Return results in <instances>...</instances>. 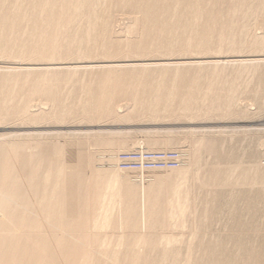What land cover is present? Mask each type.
Here are the masks:
<instances>
[{"label":"rangeland","instance_id":"obj_1","mask_svg":"<svg viewBox=\"0 0 264 264\" xmlns=\"http://www.w3.org/2000/svg\"><path fill=\"white\" fill-rule=\"evenodd\" d=\"M18 3L21 12L5 22L21 34L16 43L0 45V264H264V186L246 182V175L236 183L238 173L228 185L224 178L212 184L197 176L264 166V111L258 107L264 72L252 80L235 73L229 82L224 72L214 87L205 82L219 74L208 63L233 70L242 60L264 64V0ZM177 4L175 16L160 19L158 13L173 14ZM136 16L141 28L127 35L124 27ZM220 44L224 53L217 51ZM107 60L125 67L110 69L101 64ZM167 62L183 70L141 77L142 65ZM226 107L232 115L220 117ZM204 130L216 132L195 155ZM166 148L188 151L189 166L152 172L146 180L187 171L188 177L160 184L168 192L157 197L158 222L141 230L131 220L120 229L117 203L132 195L124 198L115 175L104 170L112 165L124 181L139 180V173L116 167L119 153ZM104 196L110 200L105 208ZM215 250L228 257L211 259Z\"/></svg>","mask_w":264,"mask_h":264},{"label":"bare ground","instance_id":"obj_2","mask_svg":"<svg viewBox=\"0 0 264 264\" xmlns=\"http://www.w3.org/2000/svg\"><path fill=\"white\" fill-rule=\"evenodd\" d=\"M47 1H49V0H47ZM176 2L179 3L180 0H176ZM178 5L179 4H177L174 7L175 12L173 14H170L169 12H163V13H158L157 12L160 15V19L162 17L166 16V15L175 16L177 14L178 10H179L178 9V7H179ZM21 10H22V5L18 3V0H16L15 3H12V0H0V36L3 37L0 40V45H2L3 43H7L10 40H12L15 43L17 42L18 36H19V34H21V32H19L20 29L19 28L17 29L15 24L12 27H8L12 23L7 24L5 21L7 19H9L10 17L14 16V15H12L13 13H15V12H21ZM120 19H123L122 16H119L118 20H120ZM135 20H136L134 22L135 24H133V25H130L128 27H126L124 25L125 26L124 28H125V31H126L125 33H127V35H130V36L132 35L133 36L141 28V25H140L141 18H140V16H136L135 17ZM91 33H92V31L89 32L88 34H91ZM220 45L221 46H219L218 47V50H217L219 53H221V52L224 51V46H222V44H220ZM1 47L2 46H0V56L1 55H4V49L1 48ZM169 49L172 52L174 51V48H168V50ZM10 54H13L14 57H17L18 58V60H24V59H22V57H24L23 54L16 55L13 52H11ZM18 56L21 57V58H19ZM0 58H2V57H0ZM53 59H54V57H53ZM18 60H16L15 62H13L11 60L12 63H10V64H20V63L24 62V61H22V62L19 61L18 62ZM7 62L9 63V61H7ZM106 63H107V65L108 64H111V65H108V66L106 65L110 69L113 68L114 66L115 67H119V68L125 67L124 65L121 64L122 61H119V60L118 61L117 60H107V61H104L101 64H106ZM156 64H157V62H156ZM161 64H159L158 66H152V65H146V64L142 65L141 68H142L143 72H142V76L141 77L143 78L146 75V73L148 74L151 71H156V72L158 71V72H160V74H163L162 72H164L165 74H167L168 72H170L172 70H176V71L183 70V68L180 66V64H172L170 62H167L166 64H162V65ZM239 64L240 65L237 68L238 70H233V69H230L227 66H223L224 64L221 65L220 62H215L213 64H209L208 63V66H206V67H209L211 70H213L215 72H219V74H218V76H216L215 79H212V80H209V78H206L205 77V82H207V83L208 82L209 83L211 82L210 84H212L213 87H214V85L220 80V78L222 77V75H223L224 72H228L226 74V80L228 82L233 80V76H234L235 73L236 74L238 73V75H239L238 77L239 78L243 77L244 75H250L251 74L252 75L251 80H252L257 72H259L261 70H262L261 74L264 72V64H262L261 62H258V61H252V60H247L246 61V60H242V61L239 62ZM131 67L132 68H135L137 66L134 65V66H131ZM43 68H41V69H43ZM28 69H29V67H28ZM44 69H46V68H44ZM58 70H59V68H58ZM67 70H72L74 72V74H77L78 71H79V69H77V68H72V69H69L68 68ZM25 71H26V69H25ZM27 71H29V70H27ZM56 74H57V72H56ZM140 75L141 74H139V76ZM133 77H135V76H133ZM203 81L204 80H202V82ZM138 83H142V81H138ZM138 86H140V85H138ZM244 91H245V89L243 90V88H242L237 93L238 94L237 101L240 100V97H241V95L244 94ZM200 93H202V92H200ZM156 94L157 93H154V95H156ZM218 94H220V92H217L216 91V93L214 94L215 95L214 97L216 98ZM173 95L174 94H171V96H173ZM155 97L157 98L158 96H155ZM215 98H213V100H211L212 103H215V101H214ZM231 100H233V97L232 96L230 97V101ZM207 102L210 103L209 101H207ZM67 105H68L67 102L64 103V107H66ZM258 107L260 108L261 111H264V93H263V99L259 103ZM224 109H225V111H222L220 113L222 115L220 117H229V116L232 115V111H231V109L229 107H226ZM25 112H26V110H25ZM245 113H246V111H244V114ZM0 121H2V120H0ZM235 130H238V129H235ZM215 132L216 131H212V130H204L203 137L196 141V150L195 149L192 150V151H194L195 155L200 152L198 149L205 145L206 136H208V134H210V133H215ZM230 133H232V132H230ZM212 138H214V136ZM260 144L262 146H264V135H262V139L260 140ZM9 145H11V143ZM0 146H1V148H3L2 145H0ZM182 150L183 149H177V151H174V150L172 151V150H168L167 148H166V150H162V151H160V150H157V151H154L153 150L152 151V150H148V149H137V150H131V151H125V152L119 153V155L117 156V164H116V167L119 168L123 172L139 173L140 174L139 175V180L136 179V181L132 177L129 179V181H124V178H123L124 176L122 174H120L121 173L120 171L112 168L113 167L112 165H110V167L106 168L107 170H104V171H107L106 174L108 173V175H111V176L112 175H115V177H116L115 180L117 182V186L119 188V192L124 193V198L125 197H128L129 195H132V197H129V199H126V200L121 199L117 203L118 226H119L120 229H123V227L125 226V224H128L131 220H132V223L134 225H138L141 228V230H146L147 229V225L150 222H152V220H155L156 222H158V220H159L158 215L160 214L161 205H160V203L158 201L159 199L157 197L159 196V194L161 192H164V191L165 192H168V189H165L166 187L163 188V185H160V184H165V183H168L169 181H171V182H178V181L183 182L188 177L187 176L188 175V171L185 172V173L182 172L179 175L178 174L176 175V172H175V174H173V175L170 174V176H169V174H167L166 176H160L159 178H155V175L153 174L152 177H151L152 178L151 180H146V177H148L147 175H149V173H152V172L153 173L154 172L156 173V172L177 171V170H182L183 171V169H185L187 166H189V163H190V153L188 151H184V150L182 151ZM135 151H140L143 154L144 153H152V156H153L154 159H163V162L164 163H167L170 159H172V156L169 155L170 152H177L178 155H179V158H178V161L179 162H178V165L177 166H172V165H169V164L153 165V166H144V165H139V166L122 165V163H124V161H130V160H134V159H140V158L131 156V153L132 152H135ZM157 152L162 153L163 156H159L158 157L156 155ZM125 154H130V156H125ZM112 156H113V153H110L109 154V158H112ZM187 156H188V161L186 160L187 159L186 158ZM192 165H193V163H192ZM16 168H17V166H16ZM12 169H13V166H12ZM235 173H238V176L236 177V180H235L236 183H239L241 181L240 178L243 175L244 176L246 175L245 176L246 179H247L246 182H248V183L250 182V184H257L259 186H264V166L262 164H259V163L252 164V165L248 166L247 168H245L243 171H241V169H240L239 166H236L235 168H228V169L221 168L218 171H214L213 174H211L210 172H208L206 170H204V171H198L197 172V176L199 178H203V179H207V180L208 179H211L213 181V182H211L212 184H216V183L219 182L218 181L219 179L221 180L222 178H224L222 184L223 185H228L229 181L232 179L233 174H235ZM247 175H249V176H247ZM149 176H151V175H149ZM225 179H226V182L224 183ZM19 190H21V189H19ZM179 195H180V198L181 199H184L183 197H185L186 195H188V192L186 191L185 188H182L180 190V192H179ZM31 201H32V199H31ZM109 201H110L109 198L107 196H104L103 201H102V207L105 208L106 207L105 204L108 203ZM132 201H133V206H132ZM175 203H176V201L173 203L174 205L172 204L174 206L173 207L174 209L172 210L173 216L174 215H177V213H175L176 212V210H175L176 209ZM166 205H167V200H166L165 206ZM130 210H132L135 213V218L134 219L131 217L132 212H130ZM103 216H104V214H100L99 215V217L101 219L103 218ZM181 216H180V218H183L185 216V213L182 214ZM137 238H140V237L138 236ZM245 252L247 253L248 250L245 251ZM251 254H252V252H249L248 254H240V257L242 259L243 258H249V257L252 256ZM187 257H191V256L187 255ZM227 257L228 256H224L222 253H217L216 250L211 255V259H215V260L225 259ZM204 264H212V262H206ZM217 264H225V263H217Z\"/></svg>","mask_w":264,"mask_h":264},{"label":"built area","instance_id":"obj_3","mask_svg":"<svg viewBox=\"0 0 264 264\" xmlns=\"http://www.w3.org/2000/svg\"><path fill=\"white\" fill-rule=\"evenodd\" d=\"M156 155L163 156L162 153L157 152ZM170 156H172V159H170L167 163L163 162V159H154L152 156V153H141L140 151H135L131 153V156L137 157L140 159H134L130 161H124L122 165H131V166H139V165H144V166H153V165H164V164H169L172 166H177L178 165V158L179 155L177 152H170ZM125 156H130V154H125Z\"/></svg>","mask_w":264,"mask_h":264}]
</instances>
